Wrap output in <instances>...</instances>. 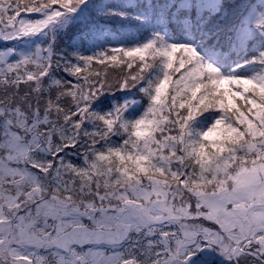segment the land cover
<instances>
[{"label":"snow or ice","instance_id":"1","mask_svg":"<svg viewBox=\"0 0 264 264\" xmlns=\"http://www.w3.org/2000/svg\"><path fill=\"white\" fill-rule=\"evenodd\" d=\"M0 264H264V0H0Z\"/></svg>","mask_w":264,"mask_h":264}]
</instances>
